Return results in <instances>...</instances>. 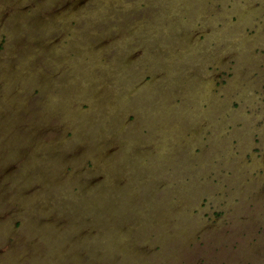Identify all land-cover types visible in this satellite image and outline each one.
I'll list each match as a JSON object with an SVG mask.
<instances>
[{
    "label": "rangeland",
    "instance_id": "374dc122",
    "mask_svg": "<svg viewBox=\"0 0 264 264\" xmlns=\"http://www.w3.org/2000/svg\"><path fill=\"white\" fill-rule=\"evenodd\" d=\"M0 264H264V0H0Z\"/></svg>",
    "mask_w": 264,
    "mask_h": 264
}]
</instances>
